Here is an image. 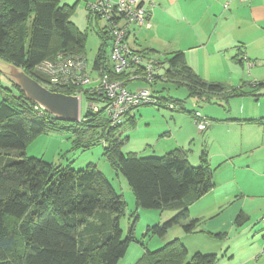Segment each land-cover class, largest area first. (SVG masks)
Masks as SVG:
<instances>
[{"label": "trees", "instance_id": "obj_1", "mask_svg": "<svg viewBox=\"0 0 264 264\" xmlns=\"http://www.w3.org/2000/svg\"><path fill=\"white\" fill-rule=\"evenodd\" d=\"M60 1L0 0V59L21 68L50 91L65 95L82 91L84 97L81 86L55 87L48 76L36 70L41 62L56 60L58 55L84 58L85 36L70 21L74 6L60 5ZM91 17L98 19L89 12ZM97 35L102 45L91 71H103L127 84L129 77L140 71L130 68L113 74L110 58L101 53L108 37L103 31ZM130 51L156 61L161 72L156 75L155 71L153 83L162 78L185 87L189 97L198 102H209L212 95L228 99L252 94L258 86L246 91L244 84L232 88L207 82L186 64L180 52L159 60L145 51ZM14 88L16 92L12 93L0 86V264H117L132 239L130 236L122 241L118 227L117 219L125 206L122 195L95 165L89 163L74 170L25 157L28 144L55 129L72 131L73 145L83 151L101 144L105 159L125 179L138 208L175 207V215L147 230L151 236L162 238L174 226H181L186 234L195 233L201 220L190 218L189 206L214 186L206 153H202L197 166L189 164L186 151L181 149L160 157L123 153L128 135L121 127L136 125L129 113L117 127L109 125L103 109L97 113L88 110L78 122H62ZM85 94L95 100V93ZM155 98L152 104L157 107L171 105V110L186 112L176 99ZM193 112L186 113L193 117ZM1 151H16L19 156L5 158ZM99 219H106V223ZM187 256L184 245L172 239L155 251H146L136 264H214L217 259L214 254Z\"/></svg>", "mask_w": 264, "mask_h": 264}, {"label": "crops", "instance_id": "obj_2", "mask_svg": "<svg viewBox=\"0 0 264 264\" xmlns=\"http://www.w3.org/2000/svg\"><path fill=\"white\" fill-rule=\"evenodd\" d=\"M94 1L89 0L84 4L87 7V4ZM151 3L153 7L150 10V28L137 29L133 26L129 28L127 42L131 49L145 51L152 58L159 57V60L168 57L169 54L180 52L186 64L207 82L224 84L232 88L244 84L246 91H252L251 87L254 85L258 84V86L253 91L254 94L240 97L223 99L221 96L212 95L209 102L212 101L216 105L219 101H225L228 108L220 106L222 110L211 108L203 112L195 110L193 113H199L207 120V126L203 132L198 131L194 125V116L186 112H178L186 114L187 117L183 120V125L179 126L180 130L183 129L179 137H176L174 129L169 126L167 134L170 138L167 136L162 146L160 144L155 146L148 138L143 140L144 143L130 146L129 135L122 151L142 156L140 154H147V152L155 154L158 151L163 155L174 149H181L186 151L187 160L192 166L199 165L202 153H206L205 159L212 171L214 186L189 206L190 217L201 220L199 227L193 234H186L183 230H172L174 231L172 236L175 237L168 238V241L178 239L186 248L188 255L214 254L217 257L214 264H264V252L260 254L259 246L250 248L249 251L252 253L245 256L240 251L243 244L238 243L235 247L229 244L233 233L234 239L243 234L245 241L248 240L247 231L250 227L247 222L252 223L253 213L241 202L245 198L244 191L231 185L235 179L234 175L264 177V154L262 153L264 152V0L243 2L239 0H151ZM226 3L228 5L225 8ZM88 14L87 19L90 24L94 18L89 19ZM98 29L99 34L102 27L99 26ZM159 70H156V75L160 74ZM89 75L92 81L90 87L93 88L97 85L99 73L91 71ZM161 82L168 83L160 78L151 85L156 93L157 85ZM142 86L143 83L138 80L127 83L128 89L131 87L137 89ZM232 98L233 100L227 102ZM234 99H240L241 109L231 107ZM131 115L136 122L134 110L129 116ZM170 118L173 123L181 124L178 114H171ZM128 124L121 127L122 133L127 135ZM186 131L188 140L185 141L182 134ZM220 133H228L231 138L222 140L219 150L214 152L213 145L210 146V143H214ZM237 134L241 138L240 141L236 138ZM195 143L199 151L191 150L190 146L195 148ZM149 147L152 149L149 150ZM256 153L262 157L261 163H252L246 159L247 155L253 156ZM239 156H241L240 159L236 161ZM220 166L231 171L232 177L227 182H220L214 178ZM207 199H209L208 202H205ZM226 211H230V216L225 218L226 221H221ZM262 212L264 209L261 210ZM207 220L212 222V225L210 222L208 225L203 222ZM263 237L264 234L261 236V241ZM220 254L224 255L218 257Z\"/></svg>", "mask_w": 264, "mask_h": 264}, {"label": "rangeland", "instance_id": "obj_3", "mask_svg": "<svg viewBox=\"0 0 264 264\" xmlns=\"http://www.w3.org/2000/svg\"><path fill=\"white\" fill-rule=\"evenodd\" d=\"M86 1L89 0H61L60 5L74 6V11L70 15V21L79 30V32L82 33L83 36H85L86 43L84 47V58L87 63L86 71L88 73H91L93 61L99 52V48L102 45L97 32L99 30V26H103V22L100 20L97 22L95 19H92V22H90L89 24L87 19L88 12L86 11V5L84 4L86 3ZM106 43L107 44L103 46L101 53L103 56H106L109 59L111 44L110 41ZM142 83L143 87H146V84L144 82ZM0 86L4 89H9L12 93L16 92L14 86H12L1 75ZM135 89L136 88L131 87V90ZM156 91L157 93L155 94L159 97H162L164 99L171 98L180 101L182 103V109L186 112H195V110L198 112H203L207 108L222 110L223 106H226V108H228V105L225 101H219V103H217L216 105H214L212 101L206 103L198 102L197 99L195 100L194 98L189 97L185 87L176 88L172 83L161 82L157 85ZM211 99L212 97L210 96L209 100ZM230 100H233V98L229 99L227 102H229ZM197 103H199V105ZM90 104L91 103L85 97H81V117L86 116ZM231 107L241 109L242 106L240 99H234V101L231 102ZM178 112L182 111H171L166 107H157L153 104H144L135 108L134 113L136 125L135 127L126 128L128 130V136L130 135V146L140 144L145 138L150 139L155 144V146L159 144L162 146L165 138L169 136L167 134L169 126L174 129L176 137H179L181 131L183 130H180L179 126L183 125V120H186L187 117L186 114ZM171 114H178L180 116L181 124L173 123L170 118ZM123 130H125V128H123ZM186 133L182 134V138L185 141L188 140V132L186 131ZM73 137L74 136L72 134V131H68L65 129H55V131H49L48 133L41 134L30 144H28L26 146L24 155L26 158L43 159L48 163L51 162L55 165H61L60 167L62 168L69 167L74 170L81 169L87 164L91 163L95 165L96 169L103 174L105 179L110 183L117 194L122 195L125 206L123 213L117 219L118 227L121 231L122 241L130 236L132 239L128 244L124 256L118 261L117 264H136L141 259V257L145 255L146 251H155L161 248L163 244L168 241V238L175 237L172 236L174 234V231L172 230H182L181 226H174L162 238L151 236V234L148 233L147 230L149 228H152L153 226L162 225L169 218L175 215L177 213L175 212V207L169 206L163 209L138 208L135 205L134 196L131 193L125 179L120 174H118L105 159L103 155L102 145L94 144V146H92L90 149L83 151L80 148H75V145H73L72 141ZM228 138H231L228 133H220L214 143H210V146L213 145L212 150L214 152H217L221 146L222 140H226ZM236 138L239 141L241 139L238 134L236 135ZM153 143H151L152 146ZM196 144L197 143H195V148L190 146L191 150L195 149L199 151ZM126 148H128V146H126ZM151 149L152 148L149 147V150ZM1 153L5 158L10 157L15 159H17V155L19 154L16 151H1ZM262 153L264 154V152ZM190 154L192 155V153ZM257 154L258 153L253 156L247 155L246 159H248L252 163H261L262 157ZM140 155H142L143 157H160L162 154L156 151L155 154H149V152H147V154L142 153ZM240 157L241 156H239L236 161H238ZM215 174L214 178H216V180L220 182H227L230 177H232L231 171L223 166L217 168ZM234 176L235 179L231 183V185L244 191L245 198L241 202L245 204L246 209H248L249 211H253V213L251 219L252 223H250V221L247 222L250 227L247 231L248 240L245 241V237L243 234L239 235V239H234L233 233L232 239L229 240V244H231V247H235L238 243L243 244V248L240 251L243 252V255L245 256H248L252 253V251H249L250 248L253 249L256 246H259V252L261 254V252H264L263 239L261 241V236L262 234H264V212L261 213V210L264 209L262 208L264 207L262 205L264 204V177H261L259 175H246V177H240L241 174L240 176ZM208 200L209 199H207L205 202H208ZM229 216L230 211H226L222 215L221 221H226L225 218H229ZM99 220L104 224L106 223V219ZM203 222L208 225L210 221L207 220ZM210 224L212 225V222H210ZM221 255L223 256L224 254H220L218 257H221ZM191 256L192 255H188L187 257L190 258Z\"/></svg>", "mask_w": 264, "mask_h": 264}, {"label": "built area", "instance_id": "obj_4", "mask_svg": "<svg viewBox=\"0 0 264 264\" xmlns=\"http://www.w3.org/2000/svg\"><path fill=\"white\" fill-rule=\"evenodd\" d=\"M225 5L226 8L228 4ZM152 7L151 0H95L86 7L88 12L98 17V21L103 22L102 31L111 44L109 60L113 74L127 72L130 68L138 69L140 73L131 75L129 79L130 81L141 80L146 87L128 89L123 80L111 79L107 73L100 71L97 85L93 89L88 88L92 86V81L90 75L85 72L87 66L85 58H73L66 55H58L53 61L45 60L36 66V70L48 76L55 87L68 84L81 86L82 90L84 89V97L91 103L88 108L90 112L97 113L103 109L111 127L122 125L125 116L135 108L156 101L150 84L154 81L153 74L158 69V64L154 59L132 53L127 42L130 27L150 28ZM69 80L72 81L69 83ZM85 92L88 95L95 93V100L89 99ZM75 95L81 100L83 92ZM169 108L172 106L169 105ZM194 122L200 132L206 129L207 120L199 113H195Z\"/></svg>", "mask_w": 264, "mask_h": 264}, {"label": "water", "instance_id": "obj_5", "mask_svg": "<svg viewBox=\"0 0 264 264\" xmlns=\"http://www.w3.org/2000/svg\"><path fill=\"white\" fill-rule=\"evenodd\" d=\"M0 75L17 87L27 100L62 122L80 120V100L76 95L50 91L29 77L21 68L0 59Z\"/></svg>", "mask_w": 264, "mask_h": 264}, {"label": "bare ground", "instance_id": "obj_6", "mask_svg": "<svg viewBox=\"0 0 264 264\" xmlns=\"http://www.w3.org/2000/svg\"><path fill=\"white\" fill-rule=\"evenodd\" d=\"M153 95L156 97V95L153 93ZM125 122V121H124ZM198 130V129H197ZM199 131V130H198ZM203 132V131H202Z\"/></svg>", "mask_w": 264, "mask_h": 264}]
</instances>
